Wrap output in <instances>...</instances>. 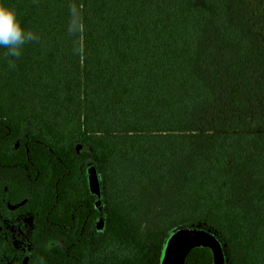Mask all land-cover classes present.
I'll list each match as a JSON object with an SVG mask.
<instances>
[{
    "label": "trees",
    "instance_id": "1",
    "mask_svg": "<svg viewBox=\"0 0 264 264\" xmlns=\"http://www.w3.org/2000/svg\"><path fill=\"white\" fill-rule=\"evenodd\" d=\"M8 2L40 40L14 69L0 49V264H162L191 227L226 264H264V18L249 0Z\"/></svg>",
    "mask_w": 264,
    "mask_h": 264
},
{
    "label": "rangeland",
    "instance_id": "2",
    "mask_svg": "<svg viewBox=\"0 0 264 264\" xmlns=\"http://www.w3.org/2000/svg\"><path fill=\"white\" fill-rule=\"evenodd\" d=\"M254 16L264 18V0H249ZM87 176L89 180L90 189L98 194V184L94 169L91 165L87 168ZM99 203V202H97ZM26 225H30V216L24 217ZM102 225L99 220L96 224L97 228ZM12 235L14 236V243L18 246L20 243L24 244L26 239V227L21 226V223L16 222L11 225ZM192 245L208 246L213 254V264H226L224 249L218 237L210 231L202 227L182 228L178 230L167 242L164 248V255L162 257V264L171 258H177L183 255L184 251ZM25 261L23 262V264Z\"/></svg>",
    "mask_w": 264,
    "mask_h": 264
},
{
    "label": "clouds",
    "instance_id": "3",
    "mask_svg": "<svg viewBox=\"0 0 264 264\" xmlns=\"http://www.w3.org/2000/svg\"><path fill=\"white\" fill-rule=\"evenodd\" d=\"M39 40L40 35L23 23L17 9L8 0H0V49L8 67L14 69L25 46Z\"/></svg>",
    "mask_w": 264,
    "mask_h": 264
},
{
    "label": "water",
    "instance_id": "4",
    "mask_svg": "<svg viewBox=\"0 0 264 264\" xmlns=\"http://www.w3.org/2000/svg\"><path fill=\"white\" fill-rule=\"evenodd\" d=\"M183 255H180L177 258H171L167 260L164 264H182Z\"/></svg>",
    "mask_w": 264,
    "mask_h": 264
}]
</instances>
